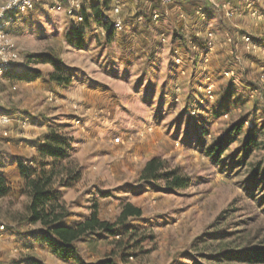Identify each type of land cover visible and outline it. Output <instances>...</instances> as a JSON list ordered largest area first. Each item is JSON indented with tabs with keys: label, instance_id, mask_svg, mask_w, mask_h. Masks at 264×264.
<instances>
[{
	"label": "rangeland",
	"instance_id": "obj_1",
	"mask_svg": "<svg viewBox=\"0 0 264 264\" xmlns=\"http://www.w3.org/2000/svg\"><path fill=\"white\" fill-rule=\"evenodd\" d=\"M232 1L242 7L232 17L215 10L181 18L171 5L147 33L135 18L140 0H119L124 28L110 33L116 0H81L82 22L67 13L68 0H43L9 31L19 61L0 80V110L12 118L2 128L8 135L0 133V174L10 188L0 197V264H248L220 254L264 244V0L253 5L256 16L245 0ZM176 19L184 22L187 49L173 45ZM244 34L255 47L244 44ZM41 52L61 60L69 84L49 79L52 63L28 57ZM234 123H243L241 132L230 134L234 141L213 161L207 147ZM52 128L71 138L70 161L81 170L71 187L56 185L72 212L68 224L94 205L113 223L127 202L142 209L116 239L81 241L80 261L61 260L28 234L40 224L27 221L30 198L16 161L35 156L31 142ZM250 135L255 142L246 148ZM155 156L190 185L171 191L164 181L142 180Z\"/></svg>",
	"mask_w": 264,
	"mask_h": 264
},
{
	"label": "trees",
	"instance_id": "obj_2",
	"mask_svg": "<svg viewBox=\"0 0 264 264\" xmlns=\"http://www.w3.org/2000/svg\"><path fill=\"white\" fill-rule=\"evenodd\" d=\"M140 2L142 6L135 18L142 16L140 25L144 31L150 33L151 26L155 23L153 12L155 10L164 11L165 7L160 0H140ZM201 3L204 4L203 10L207 13L216 10L202 0H182L183 11L190 17H196ZM176 24L177 26L173 31V45L187 49L189 40L185 34L184 22L182 19H178ZM106 29L110 33L115 30L111 21L106 24ZM197 39L195 42L202 48L205 44L204 38L199 37ZM195 42L192 41L191 43L194 44ZM28 57L33 58L32 61L37 63H52L55 66V72L50 75L49 79L57 85L69 84V77L62 74L61 60L54 53L41 52L35 55L29 54ZM242 127L243 123L232 124L229 128V135L207 147V155L215 162L221 161L224 151L234 141L230 134L240 133ZM250 142H255L252 135L248 137L245 144L246 148L249 147ZM31 145L37 149L35 156L30 160L18 157L16 161L19 175L23 179V193L30 198L27 221L40 224L38 229L28 232V234H33L41 245L47 247L61 260L80 261L79 243L81 241L94 234H104L115 238L121 232L124 233L126 228H122V225L129 218L142 215L140 207L127 202L123 205L117 222L113 223L101 219L97 206L94 205L86 218L73 225L68 224L72 212L63 201L59 200L60 193L57 191L56 185L59 184L61 187L68 188L81 178V170L72 166L70 161L72 157L71 138L59 129L52 128L42 137L32 141ZM33 164L35 166H32ZM258 169L259 166L255 169V176ZM141 179L151 182L164 181L165 189L171 191L186 188L191 183L189 176L182 174L179 168H171L168 161L160 156L152 157L146 162L141 171ZM9 190L5 177L0 174V197L7 195ZM220 255L225 256V259L244 261L248 264H264V244H248L237 252L225 249ZM34 262L41 264L36 259ZM92 264L117 263L112 259H105Z\"/></svg>",
	"mask_w": 264,
	"mask_h": 264
},
{
	"label": "built area",
	"instance_id": "obj_3",
	"mask_svg": "<svg viewBox=\"0 0 264 264\" xmlns=\"http://www.w3.org/2000/svg\"><path fill=\"white\" fill-rule=\"evenodd\" d=\"M43 0H0V80L6 77L10 71L17 65L19 61V54L13 42L11 34L7 31V14H28L35 10L39 3ZM165 8L174 5V9L179 14L181 18L184 17V11L182 8V0H160ZM210 4L213 8L218 11H222L226 17H232L239 15L242 12V7L240 3L233 4L230 0H202ZM259 0H245L246 7L250 10L253 16L257 15L256 10L253 9V5ZM81 0H68L69 6L67 7V13L76 18L77 22L83 21L82 14L79 13ZM53 9L61 10V3L55 6ZM165 11V10H164ZM122 8L119 0H116V5L113 9L114 19L111 21L115 30L120 31L124 28V22L121 17ZM197 14L204 15L203 7L200 6L197 10ZM163 16V11L155 10L153 12V21L158 22ZM136 22L140 24L142 22V16L137 17ZM212 32H209L207 38V44L212 45ZM160 40L162 42L166 41L164 34H161ZM242 40L245 45L250 47L254 45V39L250 34H244ZM229 75V72H226ZM12 122V118L9 114L1 112L0 110V133L5 136L8 135V131L2 129L8 126ZM26 120L22 122V126H26Z\"/></svg>",
	"mask_w": 264,
	"mask_h": 264
},
{
	"label": "crops",
	"instance_id": "obj_4",
	"mask_svg": "<svg viewBox=\"0 0 264 264\" xmlns=\"http://www.w3.org/2000/svg\"><path fill=\"white\" fill-rule=\"evenodd\" d=\"M39 4H43V3H39ZM28 16H29V13L28 14L8 13L7 14V18H6V21H7V31L9 32L10 30L14 29L16 26L19 27L21 25V23H22L21 18H26Z\"/></svg>",
	"mask_w": 264,
	"mask_h": 264
}]
</instances>
